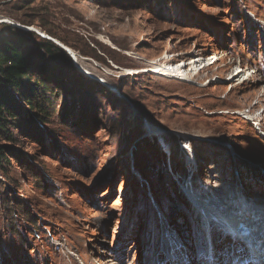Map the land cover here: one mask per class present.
Masks as SVG:
<instances>
[{"label":"rangeland","instance_id":"1","mask_svg":"<svg viewBox=\"0 0 264 264\" xmlns=\"http://www.w3.org/2000/svg\"><path fill=\"white\" fill-rule=\"evenodd\" d=\"M10 1L74 57L11 24L52 102L0 135V264H232L247 226L200 210L243 192L264 219V0H0L30 26Z\"/></svg>","mask_w":264,"mask_h":264},{"label":"trees","instance_id":"2","mask_svg":"<svg viewBox=\"0 0 264 264\" xmlns=\"http://www.w3.org/2000/svg\"><path fill=\"white\" fill-rule=\"evenodd\" d=\"M5 5L12 6L10 16L26 25H34L35 19L22 18L15 15L18 9V3L14 1L7 2ZM52 37L58 38L63 43H70L58 33L47 29L39 24ZM0 135L9 142H15V128L19 127V115L25 108L26 103L29 108L35 112L47 113L46 103L52 102L49 98L48 88L45 82L39 77L31 74L29 59L22 47L19 37L27 33L24 30L14 27L8 23H0ZM38 37V36H37ZM40 38V37H38ZM42 48L49 54L66 52L55 42L47 38H40ZM84 53L83 51H81ZM85 54H88L85 52ZM42 114V113H41ZM7 144L0 145V162L10 163L7 152L10 150ZM2 167V166H1Z\"/></svg>","mask_w":264,"mask_h":264},{"label":"bare ground","instance_id":"3","mask_svg":"<svg viewBox=\"0 0 264 264\" xmlns=\"http://www.w3.org/2000/svg\"><path fill=\"white\" fill-rule=\"evenodd\" d=\"M70 51H71V49H70ZM190 60L191 61H190L189 65H192L193 70H195V71L200 69L202 66L207 65L205 60L200 56L193 57ZM183 67H187L186 63H184V61H182L180 64L177 63L176 65L171 64V63H169L167 65H155L154 69H152V70L154 72H158V73H161L164 75L176 76V75H180ZM240 73L235 75L233 77V79H236V77H238L240 75ZM260 100H264V95L262 97H260ZM194 169H195V167H194ZM236 198L237 199H235L234 201H236L237 204L236 203L233 204V207L231 210H228V209H230L229 206L226 208V210H228L227 211L228 214H234L235 215V216L233 215L235 218L230 219V222H232V221L236 222L235 223L236 226H234L235 229H237V227L240 225V222L246 223L244 226L249 227L250 234H248L247 236H243L246 239L247 244H245L243 242L244 244H242V246L239 247L238 250L236 247L233 248L235 251V255L238 253L241 254L244 251L243 249L241 250V248L242 247L245 248L246 246L249 245L248 249L251 247L250 249H251L252 253H254V255L256 253L257 257L254 256L253 258H255L256 260H254L248 264H264V219H262V217L255 216L254 210L252 211V209H254L253 203L248 198V196L245 195V193L244 194H243V192L240 193L238 196H236ZM221 206H223V205H221ZM216 210L217 209H215V207H212L210 204H206L203 206V209L200 211L203 212L202 215H204L203 217H205V218H203V219H205L204 223H206L209 227L216 224L218 226L223 227L224 229L230 230V229L226 228V225L228 223H224L225 221H223V223H222V221H220V219L218 218L219 216H213L214 214L218 215L216 213ZM237 218H240V219H237ZM227 222H229V221H227ZM244 226H241V227L244 229ZM234 228H232V229H234ZM206 231H207V229H206ZM237 239L239 241L240 237H238ZM213 256L215 257V262L217 264H220L219 258L216 255L214 250H213ZM207 262H208V264L210 263V261L206 260V264H207ZM245 264H247V263H245Z\"/></svg>","mask_w":264,"mask_h":264},{"label":"water","instance_id":"4","mask_svg":"<svg viewBox=\"0 0 264 264\" xmlns=\"http://www.w3.org/2000/svg\"><path fill=\"white\" fill-rule=\"evenodd\" d=\"M0 23H9V24H12V25H14V26H18V27H24L25 29H28V30H31V31H35V32H37L39 35H41L42 37H44V38H47V39H50V40H52L53 42H55L59 47H61L63 50H65L66 52H68L70 55H72L73 57H74V55H73V53H71V51H70V48L69 47H67V45H64L63 43H60V42H58L57 40H55L54 38H52L50 35H48V34H45V33H41V32H39L38 30H36L34 27H32V26H23V25H21V24H15V23H13V22H11V21H8L7 19H0Z\"/></svg>","mask_w":264,"mask_h":264}]
</instances>
